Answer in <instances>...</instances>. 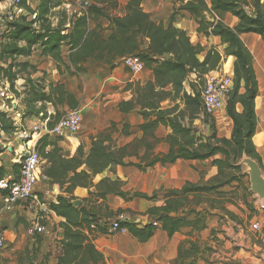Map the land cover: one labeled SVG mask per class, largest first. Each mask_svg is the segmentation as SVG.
I'll use <instances>...</instances> for the list:
<instances>
[{
    "label": "trees",
    "instance_id": "obj_1",
    "mask_svg": "<svg viewBox=\"0 0 264 264\" xmlns=\"http://www.w3.org/2000/svg\"><path fill=\"white\" fill-rule=\"evenodd\" d=\"M26 1L20 0V7L32 14ZM91 1L101 5H115L113 0ZM140 3L141 0H129L124 16L110 19V35L107 38H102V28L99 24L93 29L90 28V22L97 23L103 16L105 7L103 9L92 6L79 16H72L68 20L62 14L60 24L52 27L48 19L50 9L60 4L53 0H40L34 20L26 22V16L22 15L14 18L8 25L13 28L8 32L13 55H25L31 47L41 45L42 53L56 63L59 73H63V67L69 76L80 75L89 60L113 67L123 58L133 56L153 75V80L144 85L139 82L127 83L124 90L131 93V99L122 101L117 106L123 115L139 109L138 113L143 119L138 127L140 138H134L125 146L116 147L111 144L110 136L116 130L115 124H112L108 131L92 137L91 149L86 156L82 147H79L76 157L71 159L61 157L56 146L52 151L45 153V148L49 146L47 135L37 142L35 149L48 164L43 176L49 179L51 184L58 185L60 191L66 195L58 196L55 203L48 205L50 211L65 220L62 225V256L58 259V264H104L102 255L84 233L89 223L96 219V214L87 211L84 205H73L76 200L73 190L76 187L96 188V192L89 193V198L84 200L89 203L104 201L107 194H115L126 201L133 198H154L136 192H123L117 180L105 178L97 184L93 183L96 175L105 170L113 171L115 166L125 165L126 158L134 157L137 160L129 161L126 165L145 172L156 164H172L177 160L204 161L221 157L211 162L218 171L215 177L207 181L201 179L197 184L187 183L180 190L169 191L162 206L150 208L145 213L149 217L157 218L156 222L169 237L182 228H190L189 239L178 248L176 264H194V261L200 258V241L192 235L206 228L205 221L209 211L216 209L232 216L225 206L232 191L224 192L220 189L234 182L238 184L236 174L240 172L238 164L242 158L248 157L256 161L260 169H263L261 158L253 143L257 124L255 99L258 96V80L253 56L240 36L255 34L264 42V0H175L178 7L173 9L167 27L152 21L150 15L141 9ZM180 12L191 16L197 25L198 35L206 38L218 37L223 52L220 53L217 48L212 47L200 61L198 56L204 52L203 48L199 44L191 45L186 33L173 26ZM226 14L237 19L235 27L231 28L224 23L223 17ZM35 24L39 25L37 29L33 28ZM21 42L25 43V47L19 49L17 44ZM63 46L68 49V65L64 64L61 56ZM165 55H169V58L164 59ZM228 57L234 60L233 89L225 104L226 115L232 123L230 137H217L213 120L203 118V123H210L211 133L204 137L193 126L199 115L205 116L202 113L201 91H196L189 85L188 92L184 84L192 74L196 75L197 82L200 81L219 69ZM6 76L8 81L14 79L9 72ZM29 89L24 104L25 111H29L30 115L34 113L32 103L35 101L65 106L70 110L78 107L75 98L60 85H49L48 96L42 92L43 88L42 91ZM165 102L168 103V108L163 109L162 104ZM237 106L241 108L239 112L236 110ZM0 118L9 122L10 128H13L7 115L0 112ZM59 118L58 116L54 121ZM54 121L49 118L48 129H51ZM122 126V134L128 136L127 121L124 120ZM158 126L169 128L171 133L164 139L157 138L154 132ZM0 131L3 132V129ZM105 142L108 144L104 145ZM161 142L167 143L169 150L165 154H156L155 147ZM140 151L143 152L140 154ZM83 166L90 172L80 170ZM69 173L72 175L68 178ZM1 177L4 175L0 169ZM91 199H95V202H91ZM203 204H207V208H201ZM108 214L113 215L112 212ZM122 226L141 243L148 241L156 230L152 224L142 228L128 223ZM185 244L189 245L188 249L184 247ZM35 254L36 251H33L29 264H47L46 260L35 263Z\"/></svg>",
    "mask_w": 264,
    "mask_h": 264
},
{
    "label": "crops",
    "instance_id": "obj_2",
    "mask_svg": "<svg viewBox=\"0 0 264 264\" xmlns=\"http://www.w3.org/2000/svg\"><path fill=\"white\" fill-rule=\"evenodd\" d=\"M53 1H58L60 4L50 9L48 19L52 27L58 24L59 12H62L67 17V20L79 13V9L72 5L73 0ZM113 2L114 6H108L107 3L102 5V8L104 9L105 7V10L97 23L94 21L90 22L91 29L96 24L101 26L102 38H107L110 35V19L124 16L125 6L129 0H113ZM39 4L40 0L26 1V5L32 10L33 15L36 14ZM140 7L143 12L150 15L152 21L162 23L167 27L176 5L175 0H141ZM22 10L24 16L29 14L28 11ZM181 14H184V16ZM185 15L189 14L180 12L176 16L173 26L188 32L187 34L194 37L197 44L202 47L213 45L222 53L219 38L213 36L206 38L198 35L196 33L197 25L194 21L192 22L187 19ZM223 21L231 28L235 27L238 22L236 18L229 14L223 17ZM68 26L66 25V27ZM240 38L253 56L254 69L258 80V96L255 99L257 124L253 143L264 168V54L257 51L254 52L251 49L253 45H258V47L264 49V42L261 43L260 37L255 34H242ZM144 44L146 45L147 41ZM24 47V42L18 44L19 49ZM67 50L66 46H63L61 50V56L65 65H68ZM20 56L24 57L25 60L23 63L13 66L12 69L24 67L26 70H31L29 81L38 85V89L41 90L43 88V91H41L46 96L49 94V85L62 86L78 102V107L75 110L84 111L85 113L81 128L75 134L63 133L61 136L56 137L43 133L41 138L47 135V143H49V146L45 148V153L52 151L56 146L60 150L61 157L71 159L76 157L79 147H82L83 154L86 156L91 149L92 137L101 132L108 131L112 124H115L116 130L110 136L111 144L116 145V147L125 146L134 138L141 137L138 127L143 122V119L138 113L139 109L136 108L129 114L123 115L117 106L120 102L131 99V93L124 90L127 83L139 82L141 85H144L153 80L152 73L145 67L139 73H131L125 68L122 60L118 61L113 67L89 60L84 65V72L82 74L69 76L64 72L63 67L61 69L63 73L58 72L56 63L42 53L41 45L31 47L27 54ZM233 61L230 57L226 58L220 70L223 72L222 74H227L231 78ZM211 73L217 74V72ZM17 99L20 102V107L22 105L26 107L24 104L25 98L24 100ZM32 104L34 106L32 118L35 122L38 114L42 113L45 117L51 118L54 121L58 116H62L63 111L68 109L65 106L52 105L51 103L42 101H35ZM42 105H44V109L40 110L39 107ZM240 109V106L236 107L238 112ZM24 113L27 116V111ZM212 117L217 137L229 138L232 123L226 115L225 107ZM124 120L129 124L128 136L122 134ZM194 124L195 122H193V126L195 127ZM170 133L171 130L169 128L162 126H158L154 132L155 136L159 139H164ZM38 141L32 140L27 146L32 147L35 144L36 147ZM0 143L3 145L2 142ZM107 144L108 142L104 143V145ZM4 146H6V151L2 150L0 153V169L2 170V174L10 179H18L20 170V165L18 164L19 155L24 149V144L11 137L10 139H6V145ZM168 150L169 146L165 142H161L155 147L156 154H165ZM142 152L140 151V154ZM219 158L221 157H212L204 161L177 160L172 164H156L145 172L139 171L134 166L126 165L129 161H137L134 157L126 158L124 159L125 165L115 166L113 171L105 170L96 175L93 183L97 184L105 178L111 181L117 180L120 183L121 191L140 193L148 198L154 196L152 200L133 198L130 201H126L115 194H107L104 201L98 200L97 203H89L84 200L89 198V193H95L96 188L76 187L73 190V196L76 198L75 201H79L80 204L75 207L84 205L87 211H93L96 214V218L103 220H109L117 213L124 212L128 217L126 223L142 228L152 224V222H156L157 218L149 217L145 213L150 208L162 206L169 191L180 190L187 183L197 184L201 179L207 181L215 177L218 171L216 167L212 166L211 162ZM44 163L46 167L48 164H46V161ZM81 169L88 173L90 172L85 166L81 167ZM71 175L69 173L68 178ZM236 186L237 183L234 182L223 186L220 191L230 192L235 190ZM34 192L38 197H43L47 205L55 203L58 196L66 197L60 191L58 185L51 184L50 180L43 176L42 168L38 172V183ZM243 207V203L239 205V208L242 209ZM227 208L234 213L237 212L232 206H227ZM109 212H112L113 215L110 216ZM210 218H206V228L198 234L200 243L206 241L207 232H210L213 226L216 225L214 224L209 227ZM34 221H39L45 227V232L42 235L30 237L26 229ZM63 223H65V220L56 216L50 210L47 215H43L32 202L20 203L6 210L0 196V227L4 234L3 259L2 261L0 260V264H29L33 251H36L34 255L35 263L46 260L47 264H58V259L62 256ZM259 223L260 226L263 223L262 228L264 232V220L262 223ZM98 229L91 231L86 228L84 233L92 240L95 249L102 255L104 264H176L175 259L178 255V248L181 243L189 239L188 233L190 232V228H182L179 232L169 237L157 223L154 235L148 241L141 243L126 230L121 233H110L101 226ZM226 237L228 236L226 235ZM258 237L264 244V239L259 234ZM225 242L230 243L227 239ZM184 247L188 249L189 245L185 244ZM21 250L28 254L27 262H23L21 259L19 263H16L12 256L16 253L20 254ZM218 256L219 254H217L216 259ZM246 258L247 254L242 250L238 252L231 251L227 255L226 261L230 260L228 263L212 262V264H240L239 259L243 264L246 263V261H243Z\"/></svg>",
    "mask_w": 264,
    "mask_h": 264
},
{
    "label": "rangeland",
    "instance_id": "obj_3",
    "mask_svg": "<svg viewBox=\"0 0 264 264\" xmlns=\"http://www.w3.org/2000/svg\"><path fill=\"white\" fill-rule=\"evenodd\" d=\"M12 1L13 0H0V32H4V34L0 36V87L6 85L8 88L7 90L10 93H12L16 98L24 100V98H26L27 92L30 90L29 88L38 89V87L36 84H32L29 81L31 70H26V68L24 67L12 69L13 66L21 64L25 60L24 57H21L20 55H13L11 53V41L8 37V34L5 33L9 23H12V21L7 22L6 19L7 14L13 13ZM177 7L178 5L176 6V8ZM181 15L184 16V14ZM36 17H34L33 14L29 13L28 15H26V22H30ZM185 17L192 22L194 21L190 15H185ZM61 19L62 12H59L57 22L58 24H60ZM38 26V24H35L33 25V28L37 29ZM185 33L188 36L191 45H197L195 38L190 34H187L188 32ZM261 43L263 42L261 41ZM212 47L215 46L211 45L209 47H202L204 52L198 56V59L201 61L205 53ZM221 51L223 52V46ZM260 53L264 54V49L261 48ZM221 67L213 72L222 74L223 72L220 71ZM8 72L11 73L12 76H14V79L12 81H8V77L6 76V73ZM204 83V78L197 82L196 75L192 74L188 76L184 87L186 88V90H188V92L190 91L189 85L196 91H202ZM162 108H168V103H163ZM39 109L43 110L44 105L40 106ZM68 111H70V109H66L65 111H63L62 115L66 114ZM82 114L84 118V111H82ZM33 115L34 113L30 115L29 111L27 112L26 126H29L30 124H33L35 122V120L32 118ZM203 118H207L209 119V121H212L213 117H203L202 115H199V117L194 121V125L199 130V133L205 137L211 134L209 131L210 123H203ZM1 129H3V132L0 131V141L4 146L6 145V139H10L13 136V128H10L9 122H7L5 119L0 118V130ZM3 151H6V149ZM238 165L240 167V172L236 175L239 182L235 190H233L232 193L228 195V203L225 205L226 210L229 211L232 216L216 209L209 211V215L207 217H211L209 219V227L214 224L216 225L213 226L210 232H207L208 234L206 235L208 236H206V241H204V243H200L201 252L198 254V257L200 258L195 260L194 264H212V262L228 263L230 260L227 262L226 259L229 252H238L240 250L247 254V258L243 260L246 261V263L243 264H264V262H262L264 261V244L259 240L258 233H255L251 230L252 223L258 221L262 223L264 220V199L259 200L254 194L251 193L247 168L245 167V165H241V161ZM40 168H42V172L45 169V163L42 160ZM261 171L264 177V168L261 169ZM91 202H95V199H91ZM242 203L244 204V207L241 209L239 208V205ZM227 206L234 207L237 212L234 213L230 211ZM202 208H207V204H203ZM198 234L199 233H194L192 237L198 238ZM226 235L228 237H226ZM259 235L261 234L259 233ZM226 239L229 240L230 243H226ZM3 251L4 248L0 250L1 261L3 259ZM217 254H219V256L216 259ZM12 257L16 263H19L21 259L23 260V262H27L28 254H26L25 251H22L20 254H13ZM238 261L240 262V264H242L240 259Z\"/></svg>",
    "mask_w": 264,
    "mask_h": 264
},
{
    "label": "built area",
    "instance_id": "obj_4",
    "mask_svg": "<svg viewBox=\"0 0 264 264\" xmlns=\"http://www.w3.org/2000/svg\"><path fill=\"white\" fill-rule=\"evenodd\" d=\"M72 5L79 9V13L74 16H79L83 11L92 6L102 8L101 4H96L91 0H73ZM13 13L7 14V22L14 20L18 16L24 15L20 7V0H13ZM36 17V14H34ZM11 30V27L6 28V34ZM4 32H0V36ZM126 69L131 73H139L143 70V64L138 58L128 56L122 59ZM205 83L201 91L202 113L205 116L212 117L217 112L224 109L225 104L232 93L233 82L232 78L227 74H212L209 73L204 77ZM7 86L0 87V112L7 115L13 127L12 138L24 144V149L19 155V177L18 179H10L6 176L0 178V196L2 198L4 208L20 204L32 202L43 215L49 213V208L43 197H38L34 189L38 183V172L40 170L41 158L35 149V144L28 147L27 144L32 140H39L43 133L47 135L61 136L63 133H77L83 122V114L78 110H70L62 115L51 129H48L49 118L42 113L37 115L36 122L26 126L25 107H20L18 99L7 90ZM1 142V141H0ZM0 150H5L6 146L0 143ZM127 214L124 212L117 213L109 220L96 218L89 223L87 229L95 231L100 226L107 229L110 233H121L126 229L122 226L127 222ZM152 226L156 227L157 223L152 222ZM251 230L255 233H260V237L264 239L263 228L259 222L251 224ZM30 237L42 235L45 232V227L39 222L34 221L26 229ZM4 248V234L0 227V250Z\"/></svg>",
    "mask_w": 264,
    "mask_h": 264
},
{
    "label": "water",
    "instance_id": "obj_5",
    "mask_svg": "<svg viewBox=\"0 0 264 264\" xmlns=\"http://www.w3.org/2000/svg\"><path fill=\"white\" fill-rule=\"evenodd\" d=\"M163 58L168 59L169 55H165ZM241 165H245L247 168L251 193L254 194L259 200L264 199V177L257 162L248 157H243L241 160ZM79 204V201L73 202L74 206H78Z\"/></svg>",
    "mask_w": 264,
    "mask_h": 264
},
{
    "label": "bare ground",
    "instance_id": "obj_6",
    "mask_svg": "<svg viewBox=\"0 0 264 264\" xmlns=\"http://www.w3.org/2000/svg\"><path fill=\"white\" fill-rule=\"evenodd\" d=\"M260 42H261V41H260ZM260 42H259V43H260ZM248 49H249V48H248ZM251 49H252L254 52H255V51L260 52V50H261V48L258 47V45H255V46L253 45ZM256 60H257V59H256Z\"/></svg>",
    "mask_w": 264,
    "mask_h": 264
}]
</instances>
